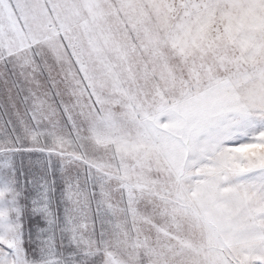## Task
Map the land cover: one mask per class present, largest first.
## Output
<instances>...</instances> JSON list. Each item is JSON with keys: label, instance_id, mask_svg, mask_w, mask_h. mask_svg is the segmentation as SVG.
<instances>
[{"label": "snow or ice", "instance_id": "snow-or-ice-1", "mask_svg": "<svg viewBox=\"0 0 264 264\" xmlns=\"http://www.w3.org/2000/svg\"><path fill=\"white\" fill-rule=\"evenodd\" d=\"M0 264H264V0H0Z\"/></svg>", "mask_w": 264, "mask_h": 264}]
</instances>
